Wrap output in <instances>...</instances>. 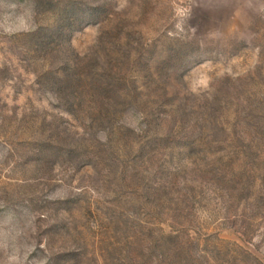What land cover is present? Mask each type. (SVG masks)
Masks as SVG:
<instances>
[{
    "label": "rangeland",
    "instance_id": "rangeland-1",
    "mask_svg": "<svg viewBox=\"0 0 264 264\" xmlns=\"http://www.w3.org/2000/svg\"><path fill=\"white\" fill-rule=\"evenodd\" d=\"M0 264H264V0H0Z\"/></svg>",
    "mask_w": 264,
    "mask_h": 264
}]
</instances>
